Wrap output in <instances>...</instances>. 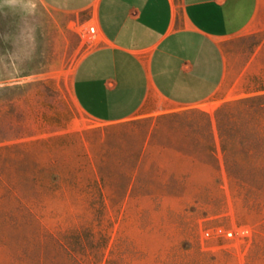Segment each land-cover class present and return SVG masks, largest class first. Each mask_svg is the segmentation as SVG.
Segmentation results:
<instances>
[{"label": "rangeland", "instance_id": "1", "mask_svg": "<svg viewBox=\"0 0 264 264\" xmlns=\"http://www.w3.org/2000/svg\"><path fill=\"white\" fill-rule=\"evenodd\" d=\"M99 45L90 11L0 0V264H264V181L228 180L216 132L264 97V4L191 106L93 122L71 80Z\"/></svg>", "mask_w": 264, "mask_h": 264}, {"label": "crops", "instance_id": "2", "mask_svg": "<svg viewBox=\"0 0 264 264\" xmlns=\"http://www.w3.org/2000/svg\"><path fill=\"white\" fill-rule=\"evenodd\" d=\"M61 13L90 11L100 45L77 64L76 106L100 124L123 122L155 100L191 106L225 74L222 42L246 28L264 0H40Z\"/></svg>", "mask_w": 264, "mask_h": 264}, {"label": "trees", "instance_id": "3", "mask_svg": "<svg viewBox=\"0 0 264 264\" xmlns=\"http://www.w3.org/2000/svg\"><path fill=\"white\" fill-rule=\"evenodd\" d=\"M216 132L228 180L244 182L237 179L244 177L249 182L264 181V97L247 101L234 114L218 118ZM9 213L0 208L3 216Z\"/></svg>", "mask_w": 264, "mask_h": 264}, {"label": "built area", "instance_id": "4", "mask_svg": "<svg viewBox=\"0 0 264 264\" xmlns=\"http://www.w3.org/2000/svg\"><path fill=\"white\" fill-rule=\"evenodd\" d=\"M89 31H90V33H93V28L90 27ZM204 236L206 238H211V237H213V238H226V237H230L231 234L228 231H225L221 228H217V229H214L212 232L206 231L204 233Z\"/></svg>", "mask_w": 264, "mask_h": 264}, {"label": "bare ground", "instance_id": "5", "mask_svg": "<svg viewBox=\"0 0 264 264\" xmlns=\"http://www.w3.org/2000/svg\"><path fill=\"white\" fill-rule=\"evenodd\" d=\"M93 32H94V29H93Z\"/></svg>", "mask_w": 264, "mask_h": 264}]
</instances>
